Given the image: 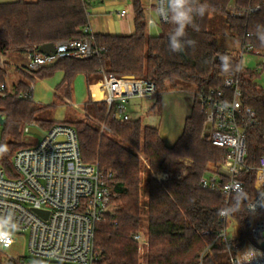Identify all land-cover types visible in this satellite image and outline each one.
<instances>
[{"label":"trees","instance_id":"16d2710c","mask_svg":"<svg viewBox=\"0 0 264 264\" xmlns=\"http://www.w3.org/2000/svg\"><path fill=\"white\" fill-rule=\"evenodd\" d=\"M130 1L135 13V34L94 35L95 47L101 50L98 56L90 60H59L35 75L48 80L62 73L64 78L57 91L69 98L78 77L83 76L90 89L94 78L105 74L153 82L158 88L159 104L161 95L169 88H195L191 113L172 147L167 146L159 129L144 126L141 120L116 117L115 107L109 111L104 101L88 100L84 106L85 120L68 125L78 134L84 164L97 165L106 177L111 174L110 187L117 195L118 208L97 226L96 264H140L139 245L134 240L140 233L148 238L147 264H199L202 254L215 241L213 235L224 228L218 210L232 205L236 197L233 195L227 201L222 192L201 186L203 178L223 165L227 151L202 138L206 117L200 96L223 87L228 76L238 78L243 106L256 115L246 131V164L258 165L264 154V90L255 83L257 73L243 70L223 74L221 55H228L233 65L240 63V59L219 47L218 34L210 27L213 19L219 20L225 26L224 36L237 38L254 51L264 53V46L253 34L257 24H264V0H200L208 10L203 18H195L199 31L187 29V38L194 40L195 46L180 53H173L168 47L173 26L160 22L159 34L150 35L144 0ZM231 5L235 6V14L229 10ZM257 7L259 11L250 12ZM88 25V6L82 0L0 4V54L9 50L27 54L45 44L80 39L86 36L84 30ZM22 74L26 80L14 85L13 94L0 97V116L5 120L0 146L6 148L0 153V167L11 178L16 177L14 156L29 147L26 128L34 125L47 133L60 125L44 115L54 110V105L34 102L27 82H34L35 78L24 71ZM6 77V71L0 68V86L6 84ZM22 95L27 97L21 98ZM143 161L148 166L145 184ZM161 173L168 174L169 179L159 182L154 178ZM240 179L245 198L239 211L229 217L238 225L240 238L236 245L242 248L251 238L256 222L264 220V211L253 214L248 210L261 189L256 173L245 172ZM226 182L227 179H221L222 185ZM206 232L213 234L206 236ZM225 258L224 245L217 241L203 264H225Z\"/></svg>","mask_w":264,"mask_h":264},{"label":"built area","instance_id":"2783aa9c","mask_svg":"<svg viewBox=\"0 0 264 264\" xmlns=\"http://www.w3.org/2000/svg\"><path fill=\"white\" fill-rule=\"evenodd\" d=\"M94 3L98 0H82ZM159 0H157V7ZM232 14L235 6H230ZM260 7L250 10L254 13ZM126 11L122 12L125 15ZM161 23H166L160 18ZM85 37L63 41L56 45V54L42 55L39 51L26 54L27 64L21 69L28 75L64 59L90 60L101 53L95 47L94 35L88 27ZM242 56L255 53L252 46L244 43ZM6 53L0 54V67L7 64ZM34 92V86H30ZM13 94V87L0 86V97ZM157 86L147 80L136 78H117L104 75L102 99L109 111L116 109L115 116L129 121L126 103L133 98L156 99ZM22 95L21 98H26ZM241 84L236 77L224 79L223 87L200 96L205 123L202 138L207 143L225 149L227 155L223 165L205 177L201 186L214 192H222L229 201L241 189L244 183L243 173L254 172L261 185L256 197L250 202L248 210L257 214L264 211V154L256 166L246 164L247 128L255 122V112L245 108L241 101ZM1 126V125H0ZM26 128L25 133L34 145L23 149L14 156L13 166L16 177L11 178L0 167V216L12 213L18 224V230L12 233L9 242H0V264H96L99 254L95 247L98 224L107 214H113L117 207V195L110 187L113 176L102 174L97 165H85L82 160L79 138L76 130L69 125L60 124L45 134L37 143L34 135ZM105 131V128H103ZM1 135V131H0ZM159 182H165L169 175H154ZM227 179L222 185L221 179ZM42 213V214H40ZM229 215L221 216L224 228L216 233L215 241L202 254L200 263L209 255L215 242L221 241L229 264H264V220L257 221L251 232V238L239 248L240 232L236 227V236L229 238ZM233 220V219H231ZM237 224V223H236ZM206 232V236H212ZM28 236V255L12 256L8 253L15 247L16 239ZM134 240L142 250L148 246V238L140 233ZM246 249L253 252L241 255Z\"/></svg>","mask_w":264,"mask_h":264},{"label":"rangeland","instance_id":"374dc122","mask_svg":"<svg viewBox=\"0 0 264 264\" xmlns=\"http://www.w3.org/2000/svg\"><path fill=\"white\" fill-rule=\"evenodd\" d=\"M210 29L218 34L219 47L229 50L239 57L240 63L243 64V70L257 73L255 83L260 89L264 90V53L257 51L242 56L243 43L237 38L224 36L226 33L225 26L219 20L213 19ZM17 55L22 58L21 63H25V60H23L25 58L22 57L24 54L9 50L5 55L7 60L5 68L0 67L6 71V84L10 86L26 80L22 74L23 71L20 69V61L16 62L11 59ZM8 58L10 59L9 62ZM29 76L35 78L34 82H27L29 86H34V102L42 106H55L54 110H50L44 114L55 124L74 125L77 122L84 121L86 117L84 110L85 102L90 99L94 102H101L97 100L99 97L96 95L100 82L104 85L103 76L94 78L90 87V94L86 84L82 85L80 82L74 83L70 98L66 97L65 93L62 94L57 91V76L48 79L46 83L44 82L46 80H41L36 75ZM195 92V88L184 86L169 88L167 92L161 95L160 104L157 102V99L133 98L126 103L127 112L132 120H141L144 126L159 129L160 136L167 146L172 147L182 135L185 120L191 113ZM2 128L3 126H0L1 132ZM34 139L38 143L41 138L35 136ZM28 144L31 146L35 142H28ZM142 176L144 177L145 184V179L148 177V166L145 161L142 164ZM236 227V222L230 219L228 226L229 238L236 236ZM28 241L27 235L19 236L16 239L15 247L10 249L8 253L12 256L28 255ZM147 247L143 246L142 250L139 248L140 264H147L145 257ZM224 262L225 264H229L227 257Z\"/></svg>","mask_w":264,"mask_h":264},{"label":"clouds","instance_id":"9594fccd","mask_svg":"<svg viewBox=\"0 0 264 264\" xmlns=\"http://www.w3.org/2000/svg\"><path fill=\"white\" fill-rule=\"evenodd\" d=\"M208 10L205 3L200 0H159L156 9L157 15L166 23L171 24L172 31L168 36V47L173 53L185 51L186 47H194L195 41L187 38V29L191 27L195 31H199V26L195 23L196 17L203 18ZM256 39L264 46V24H257L253 33ZM221 72L223 74H235L243 71V64L233 65L228 55H221ZM6 151V148L0 146V153ZM245 194L241 189L236 193L234 203L225 208L218 210V215L226 216L239 211V207ZM18 230V224L12 213L0 216V242L7 243L13 232ZM253 252L252 249H246L241 255H248Z\"/></svg>","mask_w":264,"mask_h":264},{"label":"crops","instance_id":"0c3cea01","mask_svg":"<svg viewBox=\"0 0 264 264\" xmlns=\"http://www.w3.org/2000/svg\"><path fill=\"white\" fill-rule=\"evenodd\" d=\"M21 0H0V4H11L17 3ZM24 1H35V0H24ZM146 10L148 13V23H149V32L152 36H157L159 34V24L160 17L157 15V0H144ZM88 6V18L89 25L88 29L92 35H112V36H129L135 34V13L134 7L130 0H98L94 3L87 4ZM126 11L125 15H122V12ZM25 63H21L22 58L20 56H15L11 58L16 62L21 63V67H25L27 64L26 54L22 56ZM10 59L8 58V62ZM58 82L56 87H58L63 81L64 75L58 73L57 75ZM104 78V77H103ZM48 80L44 81L45 83ZM86 84V79L83 76H80L76 79L75 83ZM9 87H14L8 85ZM88 87V86H87ZM102 88L103 84L100 82L98 85L97 100L102 101ZM89 90V94L91 89ZM90 98V96H89ZM88 100V99H87ZM86 103V102H85ZM180 138V137H179ZM178 138V139H179ZM177 142V141H176ZM175 142V143H176ZM174 143V144H175Z\"/></svg>","mask_w":264,"mask_h":264},{"label":"water","instance_id":"95a60500","mask_svg":"<svg viewBox=\"0 0 264 264\" xmlns=\"http://www.w3.org/2000/svg\"><path fill=\"white\" fill-rule=\"evenodd\" d=\"M38 51L42 55L53 56L56 54V45L54 43L45 44V45L41 46ZM129 78H133V77H129ZM4 124H5V120L2 116H0V125L4 126ZM29 133L31 135L37 136L41 139H43L45 137L44 132H42L40 129H38L36 127H32L29 130ZM26 141H27V143L30 142V138H27ZM0 144H1V141H0ZM40 214H42V213H40Z\"/></svg>","mask_w":264,"mask_h":264}]
</instances>
